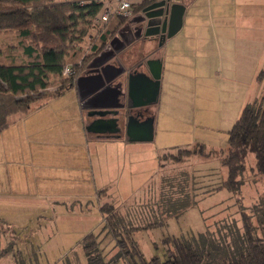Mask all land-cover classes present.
I'll use <instances>...</instances> for the list:
<instances>
[{
	"label": "rangeland",
	"instance_id": "374dc122",
	"mask_svg": "<svg viewBox=\"0 0 264 264\" xmlns=\"http://www.w3.org/2000/svg\"><path fill=\"white\" fill-rule=\"evenodd\" d=\"M131 1L136 6L135 2L138 0ZM263 1L194 0L186 8L184 15L186 33L191 36H188L187 40L182 37L183 35H180L181 32L178 37L175 35L169 38V40H174L179 47L190 48L189 45H195V58L198 57V60L195 63H190L183 56L185 65L188 64L189 67L178 65L177 68H169L168 65L166 67L164 91L166 90V93L168 91L169 95L166 96L165 93L163 101H159L154 108L156 114L158 111L160 113L157 119L158 126L155 129L154 141L146 143L150 153L143 154L145 163L143 176L133 179V184L137 185L136 189H138L137 195H135L137 197L133 201L139 203L149 199V193L157 192V189L160 188L162 177L168 180L169 177L178 174L180 175L178 186L184 188L189 197L192 192L195 195L199 194L200 197L197 196V205H192L181 219L173 220L172 217L171 221L169 220V225L165 227L136 233V240H139L147 259L159 257L162 261L164 260L162 239L169 233L176 237L193 234L195 236L192 238L198 240V233L203 232L209 223L226 217L240 219V215L238 216L237 213L238 209L234 205V196L232 197L226 190L217 193L210 192L211 188L222 182L227 175L226 170L221 166L219 157L212 156L207 159L191 155L182 162L163 161L160 158L164 154H176L178 150L173 151L176 148L197 150L204 145L205 151L208 153H217L227 149L228 132L240 118L244 107L254 101L264 100V78L258 79L259 73L264 68V49H262L264 13H261L262 7L258 4ZM174 3L176 5L181 2L175 0ZM249 7L251 16L248 20H242L240 14L246 12ZM138 12L136 10V14L134 12L133 16L126 20L125 25L130 20L136 19ZM243 22L252 29L260 27L259 32L257 30L248 31L247 46L244 45V37L234 33L235 29L240 28ZM190 25L193 29L195 26L198 28L195 31L198 37L197 41L193 39L194 32L190 33ZM251 33H258L252 41ZM2 44L4 41L0 39V49H2ZM81 48L83 54L88 55L93 51L88 40L81 45ZM108 48L105 47L102 52ZM202 49H206V51L201 52ZM184 50L187 51V48ZM197 51L199 55H197ZM219 55H223V58L219 59ZM201 59L204 67L201 63L198 64ZM0 60L6 61L4 57ZM94 60L92 59L85 65L84 72L95 69L90 67ZM67 65L73 66V63ZM194 72L202 79L195 80ZM58 85L59 80H56L49 90L36 94L37 100L33 103L32 112L41 105L49 106L57 114V117L52 120L65 125L64 134L75 133L74 125L70 119L74 120L76 117V101H79L76 88L68 89L60 96H54L53 92ZM176 92L184 97L176 95ZM18 118H14L11 125L14 122H19ZM170 126L177 131L170 129ZM7 132L5 131L0 137V141H3V136ZM4 141L11 140L5 139ZM8 153H10L9 156L13 154L12 151ZM2 154H5V151L1 142L0 157ZM107 158L113 157L108 155ZM253 160L254 156L249 155L247 162L250 168L253 165ZM160 161L162 162L161 166ZM105 163L109 166L113 164V162L107 161ZM113 171L104 172V175L110 176ZM1 178L3 177L0 173V188L5 184ZM244 178L245 184L241 196L240 194L234 195L238 198L242 197L244 208L250 211L264 193V178L255 176L253 169H248ZM162 183L164 184L166 181ZM141 184L143 194L140 195ZM150 187L152 189L148 192ZM185 197L188 195L186 194ZM107 200L113 201L106 198L101 201ZM118 202L119 200H116L114 203L121 205ZM147 212L148 208L144 206L138 214L141 217H146ZM8 214L12 225L6 226L0 222V264H90L80 243L85 236L92 232H98L104 222V218L98 211L95 214L89 213L85 218L75 213L62 226L54 228L50 227L52 222L47 219L41 222L38 220L29 221L27 222L28 226H22L27 213L18 212L20 221L11 217L16 214L15 209H9ZM206 218H209L208 221ZM36 222L37 224H35ZM140 233L146 237L145 241ZM197 245L201 246V244ZM203 247H207L214 255L219 244L208 242L203 243ZM4 251L8 253H4ZM99 252L104 258L106 257L107 261L116 255L117 250L111 237L105 239Z\"/></svg>",
	"mask_w": 264,
	"mask_h": 264
},
{
	"label": "trees",
	"instance_id": "16d2710c",
	"mask_svg": "<svg viewBox=\"0 0 264 264\" xmlns=\"http://www.w3.org/2000/svg\"><path fill=\"white\" fill-rule=\"evenodd\" d=\"M60 1L0 0V39L4 41L0 59H6L0 60V133L11 125L14 118L30 114L37 100L36 94L49 90L56 80L59 85L54 96L72 89L85 65L102 52L129 19L115 16L97 26L93 19L101 11L102 2L81 5L74 1ZM155 1L143 0L133 6L134 12ZM86 40L93 50L88 55L81 51ZM68 63H73L74 72L64 77L63 71ZM227 144V149L217 153L206 152L204 145L197 150L176 148L173 150H178L176 154H164L160 159L182 162L191 155L207 159L219 157L227 175L210 192L226 190L234 196L239 221L226 217L209 223L203 232L198 233V240L192 238L193 234L181 237L167 234L162 239L164 260L159 257L147 259L136 240V233L165 227L172 217H183L192 205H197L199 194L191 191L189 197L185 189L178 186L179 174L168 180L162 177L157 192L149 193V199L139 203L133 201L137 196L121 205L101 201L111 198L107 190H100L97 193L103 226L98 232L85 236L80 243L89 263L264 264V193L250 211L244 208L242 197L234 195L241 196L248 169H253L255 176L264 178V100L254 101L243 109L228 132ZM249 155L254 156L251 168L247 162ZM144 206L148 212L146 217H141L138 212ZM107 237L112 238L117 250L108 261L99 252ZM208 242L219 244L214 255L203 247V243Z\"/></svg>",
	"mask_w": 264,
	"mask_h": 264
},
{
	"label": "crops",
	"instance_id": "0c3cea01",
	"mask_svg": "<svg viewBox=\"0 0 264 264\" xmlns=\"http://www.w3.org/2000/svg\"><path fill=\"white\" fill-rule=\"evenodd\" d=\"M193 1L187 2L188 6ZM60 2H69V0H61ZM142 2L143 0H138L135 4L139 5ZM258 4L262 7L261 13H264V1ZM250 7L246 12L240 14L242 20H248L251 16L249 15ZM185 12L186 10L184 15ZM184 15L183 26L176 36L178 37L182 32L180 35L188 40V36L191 35L186 33ZM191 27L192 25L189 27L190 33L194 32L193 39L197 41L198 37L195 31L198 28L196 26L195 29ZM250 30L259 32L260 27L252 29L247 26V23L243 22L240 28L235 29L234 33L243 36L244 45H246V38H248V31ZM262 30L264 32V26ZM257 34H250L251 41ZM189 46L190 48L187 46L179 47L174 40L167 39L163 46L158 47L157 56L151 58V60L160 59L163 63L162 90L160 80L158 102L163 101L166 93V90L164 91V80L167 65L169 68H177V65L189 67L188 64L185 65L183 56L190 63L197 62L195 45ZM155 48H157L156 44L154 46L153 43L148 44L144 49L147 56ZM184 48H187V51ZM262 49H264V40H262ZM202 51H206V49H202ZM197 55H199L198 51ZM218 58L222 59L223 55H219ZM200 63L204 67L202 59L198 64ZM129 64V67H131L132 64ZM100 68V74L83 72L76 79L72 88H76L79 99L78 102L76 101V117L74 120L70 119L74 125L75 133L68 132L64 134L66 131L65 125L53 121L52 118L57 117V114L51 110V107L45 105L37 108L36 111L31 112L26 117L18 118L19 122H14L5 130L8 132L3 136V141H0L5 151V154L0 157V173L3 177L1 181H5L4 186L0 188V222L2 224L12 225L8 213L9 209H15L16 214L11 215V217L18 221H20L18 212L28 214L25 215L24 220L22 219V226H28L27 222L29 221L38 220L41 222L47 219L51 220L50 227L54 228L62 226L75 213L85 218L89 213L95 214L100 211L101 202L97 193L100 190H107L108 195L114 202L119 200L118 204L126 203L137 195L138 189H136L137 185L133 184V179L143 176L145 167L143 154L150 153L146 145L148 142H128L126 131L123 137L116 138L94 137V135L87 132L88 111L93 110L90 108L108 109L109 105H114L117 99L122 98L120 97L121 94L119 95L120 90L122 92L127 91L124 99H127L128 96L129 73L121 76L122 71L119 72L117 66L109 63H105ZM119 73L122 74L119 75ZM194 75L196 76L194 77L195 80L202 79L196 72H194ZM80 78H83V80L78 86L77 81ZM262 78H264V68L258 75L259 80ZM175 94L184 97L178 92ZM168 95L169 92L167 91L166 96ZM157 104L153 105L154 107L152 106L153 109ZM83 106H86V108ZM159 115V111L158 114L154 111L155 129L158 126L157 119ZM170 129L177 131L172 126H170ZM5 131L0 133V137ZM5 139L11 141H4ZM9 151L13 152L11 156H9ZM108 155H112L113 158H107ZM105 161L113 162V164L109 166ZM109 170L114 171L110 176H105L104 172ZM141 191L142 184L140 194ZM47 226H49V223H47ZM140 235L145 241L146 237L142 233ZM169 235L171 234L169 233Z\"/></svg>",
	"mask_w": 264,
	"mask_h": 264
},
{
	"label": "flooded vegetation",
	"instance_id": "af4514ba",
	"mask_svg": "<svg viewBox=\"0 0 264 264\" xmlns=\"http://www.w3.org/2000/svg\"><path fill=\"white\" fill-rule=\"evenodd\" d=\"M166 2V6L160 7L153 10H147L150 6H152L155 3L160 2ZM174 0H156L154 3H151L147 6H144L141 11L137 13L136 19L130 20L128 24L124 25L119 31L116 37L108 43L106 47H110L107 50H105L102 53H99L94 59L103 56V60H107V64H113L114 66H117L119 69V72L122 71V75L130 74L131 71L137 73H145L149 75V71L147 67L145 66V61L153 59V57L157 56L160 48L163 46L164 42L167 40L165 37L162 38V29L164 22L169 19L171 8L175 5V3H171ZM182 3V0H177ZM179 3V4H181ZM177 5V4H176ZM147 10V11H146ZM155 13V14H152ZM149 15V16H148ZM153 16V17H152ZM159 18V19H158ZM162 22V25L158 28H149V22ZM147 32L154 33L153 35L148 36ZM162 40V41H161ZM162 42V44H161ZM153 43L156 44V47L149 56L145 53V48L148 44ZM129 63L132 64L131 67H129ZM142 65V66H141ZM141 66V67H140ZM101 68L99 70L94 69L93 71H85V73L88 74H100ZM128 74V76H129ZM121 89V86L119 87ZM122 92V90H120ZM125 94H127V91L124 90L122 94L120 95V103L124 105L125 107L123 109H120L118 111L119 115V121L118 125L115 129L119 130L116 134H94L93 132H87L89 134L94 135V137L99 138H116L120 137L123 134H125V126L127 121V115L128 110L127 109V103H128V96L127 99L125 98ZM154 107V106H153ZM152 106L149 107H141L137 109H132L131 113L141 121H146L151 118H155L154 116V109ZM117 110H98V111H88V117H89V123L87 128H91L93 123H95L98 120L105 119V120H112L116 118V115H114V112ZM106 113V112H112L105 117H102L101 115H98L99 113ZM107 127V126H105ZM100 127V128H105ZM114 130V129H113ZM104 132H110L108 131Z\"/></svg>",
	"mask_w": 264,
	"mask_h": 264
},
{
	"label": "water",
	"instance_id": "95a60500",
	"mask_svg": "<svg viewBox=\"0 0 264 264\" xmlns=\"http://www.w3.org/2000/svg\"><path fill=\"white\" fill-rule=\"evenodd\" d=\"M190 1L192 0H182L181 4L174 5L171 8L169 19H167L163 24V29H162L163 35L161 38L162 40H163V37H165V39L174 37L178 33V31L181 29L183 25L184 11L186 10V7L188 6L187 2H190ZM164 6H166L165 1L160 2V3H155L149 8H147V10H153V9H157V8L164 7ZM152 14H155V13H152ZM148 25L150 29L158 28L162 25V22L161 21L160 22L150 21ZM153 34L154 33L147 32L148 36L153 35ZM102 58L103 56H100L94 61H92V64L90 65V67L99 69L102 65L107 63V60H103ZM144 64L149 71V76L148 74H145V73H137V71L135 72L132 71L129 74L128 103L126 106L127 109L129 110H128V115H127L125 131H126V139L128 142H131V143L153 142L155 139L154 119L151 118L148 121L141 122L131 113L132 109H137L141 107H149V106H153L158 103V97H159V91H160V80H161L162 67H163L162 60L159 59V60L146 61ZM121 74L119 73V75ZM83 78H80L77 81L78 86H80V82L83 80ZM120 94H122L121 91H119V95ZM83 107L86 108V106H83ZM124 107L125 106L120 103V100L117 99L114 105H109L108 109H104V110L116 109L117 111L114 112V115H116V118L112 120H105V119L98 120L95 123H93L91 128H87V130L89 132H93L94 134H103V133L116 134L118 133L119 130L115 129L119 121L118 115L120 111L118 110L123 109ZM90 109H93L91 111H98V109H95V108H90ZM98 113H99L98 115L105 117L106 115L112 112H106L103 114L100 112ZM100 127H105V128H100ZM108 129L110 132H104V131H108Z\"/></svg>",
	"mask_w": 264,
	"mask_h": 264
},
{
	"label": "built area",
	"instance_id": "2783aa9c",
	"mask_svg": "<svg viewBox=\"0 0 264 264\" xmlns=\"http://www.w3.org/2000/svg\"><path fill=\"white\" fill-rule=\"evenodd\" d=\"M79 2L81 5L91 3L93 1L102 2L103 6L99 14L93 19L94 25L101 26L108 22L112 17L119 16L131 18L134 13L133 2L131 0H69V2ZM74 72L72 65L64 68L63 76H71Z\"/></svg>",
	"mask_w": 264,
	"mask_h": 264
}]
</instances>
